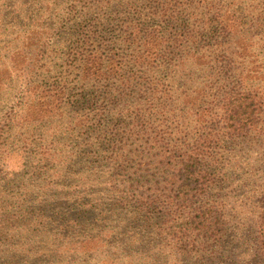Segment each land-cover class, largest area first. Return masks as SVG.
<instances>
[{
    "label": "trees",
    "instance_id": "1",
    "mask_svg": "<svg viewBox=\"0 0 264 264\" xmlns=\"http://www.w3.org/2000/svg\"><path fill=\"white\" fill-rule=\"evenodd\" d=\"M251 18L233 0H0V159L26 147L23 133L35 126L51 140L34 145L47 148L39 163L60 176L24 210L61 240L35 264H87L80 255L93 253L109 264L103 249L115 231L102 223L117 212L181 258L227 261L220 248L234 217L214 169L236 141L252 144L264 114L261 87L248 81L259 68L246 66L264 48V23L253 31ZM63 167L97 181L90 195ZM256 169L254 258L264 264Z\"/></svg>",
    "mask_w": 264,
    "mask_h": 264
},
{
    "label": "rangeland",
    "instance_id": "2",
    "mask_svg": "<svg viewBox=\"0 0 264 264\" xmlns=\"http://www.w3.org/2000/svg\"><path fill=\"white\" fill-rule=\"evenodd\" d=\"M233 1L237 4V11H241L247 19L252 17L250 24L254 22L253 31L256 30L258 23H264L262 22V20L264 21V0ZM250 55L251 57L247 58L250 64H246V66L257 71L259 68L260 74L254 75L248 81L252 82L256 89L261 87L259 95L263 98L264 105V66L262 67L264 65V48L258 47L256 51L250 52ZM259 125L261 127L257 130L256 136L251 135L253 139L250 146H246V140L244 143L236 141L234 146L229 147V150L221 156L220 166L214 169L221 181V189L219 190L221 197L218 198H223L227 202V208L232 209L229 212L230 216L234 217L233 222H230L228 237H224L225 241L220 248V252H224V249L227 251V254L224 252L227 255V261L221 262L220 259L218 264H256L254 258L256 251L253 244V242L255 243V231L252 224L260 211V204L259 195L255 194V181L250 179V175H259L255 172L258 170L256 169L258 165L264 169V114L259 120ZM26 130L28 131L23 133L22 144L26 145L27 148H18L14 155H11L9 161L0 159V264H30V262L35 264L39 256L47 255L51 249L50 244L54 241L56 243L61 241L56 234L46 232L43 225L37 224L39 219L33 215L24 214L28 205H32L33 201L42 198L40 197L42 193L40 189L46 183L54 182L60 177L55 174L56 171L58 172L56 164L51 167V163H39L41 153L47 148L41 149L38 146L49 145L50 138L47 140L43 138L44 141H40L39 137H43L45 134H42V131L36 132L35 126H29ZM32 132H36L35 138L31 135ZM255 142H258L256 146L254 145ZM34 145L38 146L35 147ZM6 151H8L7 148ZM63 170L66 171L63 174L69 179L70 185L80 184L82 188L86 186L85 193L90 195L89 189L97 181H80L81 179H76V177L68 174L74 175L72 172H68L64 167ZM67 186L65 185V187ZM2 189L5 190V193ZM69 189L71 188L69 187ZM95 191H100V188L98 187ZM226 191L228 195L224 196ZM96 194L98 195V192ZM100 199L102 207L108 205L109 210L112 208L104 194ZM31 220H33L32 223ZM27 222L31 224L27 226ZM139 225V222L134 223L132 219H129L127 212H117L114 216L109 214V220L105 219L102 226L106 227L109 232L115 231L111 237H108L109 243L114 238L110 246L108 247L107 242L106 247H103L104 251L106 249L109 251V258L107 259L109 264H113L111 259L115 256L122 264H198L194 259L181 258L177 247L170 249L156 245L159 241L155 240L160 238L153 235L157 232L153 229H147L148 226H146L147 230L143 231L144 229L142 230ZM230 231L232 232L230 233ZM133 233L139 235L140 245L132 242ZM79 238L69 240V242L74 245L73 242L79 241ZM174 244L175 242H172L171 245ZM124 252H126L125 256H123ZM80 256L86 259L87 264H100L102 261L94 253L88 257ZM147 257L150 258L146 259ZM73 258L77 260L76 255H73ZM61 259L64 263H60ZM61 259L58 260L57 264H70V262L65 263L69 260L67 256ZM216 263L214 261L213 264Z\"/></svg>",
    "mask_w": 264,
    "mask_h": 264
}]
</instances>
